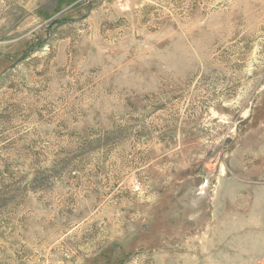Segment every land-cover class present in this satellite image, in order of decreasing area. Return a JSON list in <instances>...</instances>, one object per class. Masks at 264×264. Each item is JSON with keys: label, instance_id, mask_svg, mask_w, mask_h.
<instances>
[{"label": "rangeland", "instance_id": "obj_1", "mask_svg": "<svg viewBox=\"0 0 264 264\" xmlns=\"http://www.w3.org/2000/svg\"><path fill=\"white\" fill-rule=\"evenodd\" d=\"M0 264H264V0H0Z\"/></svg>", "mask_w": 264, "mask_h": 264}, {"label": "built area", "instance_id": "obj_2", "mask_svg": "<svg viewBox=\"0 0 264 264\" xmlns=\"http://www.w3.org/2000/svg\"><path fill=\"white\" fill-rule=\"evenodd\" d=\"M87 1H91V0H87Z\"/></svg>", "mask_w": 264, "mask_h": 264}]
</instances>
